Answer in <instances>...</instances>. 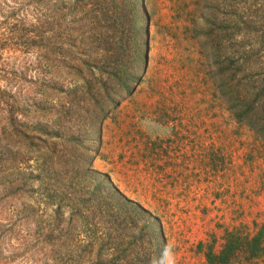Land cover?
<instances>
[{
  "label": "trees",
  "instance_id": "obj_1",
  "mask_svg": "<svg viewBox=\"0 0 264 264\" xmlns=\"http://www.w3.org/2000/svg\"><path fill=\"white\" fill-rule=\"evenodd\" d=\"M155 2L41 0V22L23 26L8 15L0 21V181L28 159L22 150L11 152V143L34 147L38 163L26 166L22 180H30L29 187L37 183L41 215L31 209L22 219L41 224L35 258L43 264H164L159 220L84 158L99 143L104 116L127 90L139 35L144 43L157 8L170 10L173 37L180 32L195 42L235 122L264 144V0H157L156 7ZM15 49L31 50L41 64V77L28 80L34 86L7 71L4 54ZM15 83L26 89L12 92ZM24 97L31 99L35 125L41 117V136L25 134L21 124L10 128L11 116L23 111L14 98ZM5 232L0 230V244ZM261 244L264 224L244 249L235 239L218 255L208 254V264L226 263L237 249L245 258L240 264H264ZM7 260L0 247V264Z\"/></svg>",
  "mask_w": 264,
  "mask_h": 264
},
{
  "label": "rangeland",
  "instance_id": "obj_2",
  "mask_svg": "<svg viewBox=\"0 0 264 264\" xmlns=\"http://www.w3.org/2000/svg\"><path fill=\"white\" fill-rule=\"evenodd\" d=\"M169 13L165 6L157 8L144 43L139 35L127 90L104 116L99 143L84 158L159 220L163 252L170 249L173 264H208V254L218 255L235 239L244 249L264 224V144L236 123L219 99L195 42L180 32L173 37ZM7 15L23 26L41 22V0H0V21ZM21 49L5 52L6 69L34 86L28 80L41 77V64L34 52ZM18 89L26 88L13 84L12 92ZM14 100L23 111L11 116L10 128L21 124L25 134L41 136V117L35 125L29 115L31 99ZM11 146V152L22 150L28 159L0 181V230H6L1 251L5 264H43L35 258L41 224L22 219L31 209L41 215L37 183L29 187L30 180H22L26 166L38 158L32 146L15 140ZM238 250L224 264L245 261Z\"/></svg>",
  "mask_w": 264,
  "mask_h": 264
},
{
  "label": "clouds",
  "instance_id": "obj_3",
  "mask_svg": "<svg viewBox=\"0 0 264 264\" xmlns=\"http://www.w3.org/2000/svg\"><path fill=\"white\" fill-rule=\"evenodd\" d=\"M162 255H163L164 260L167 261V264H173V261L168 259V257L171 255L169 248L166 247Z\"/></svg>",
  "mask_w": 264,
  "mask_h": 264
}]
</instances>
